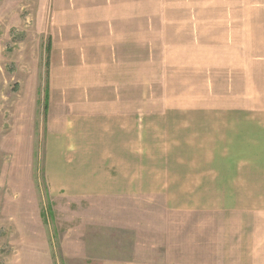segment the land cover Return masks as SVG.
Segmentation results:
<instances>
[{"label": "crops", "instance_id": "obj_1", "mask_svg": "<svg viewBox=\"0 0 264 264\" xmlns=\"http://www.w3.org/2000/svg\"><path fill=\"white\" fill-rule=\"evenodd\" d=\"M46 19L64 263L264 264V103L244 102L264 0H47ZM32 236L15 264H52Z\"/></svg>", "mask_w": 264, "mask_h": 264}, {"label": "rangeland", "instance_id": "obj_2", "mask_svg": "<svg viewBox=\"0 0 264 264\" xmlns=\"http://www.w3.org/2000/svg\"><path fill=\"white\" fill-rule=\"evenodd\" d=\"M46 11L47 0H0V264L27 256L33 233L41 259L65 264L58 253L64 207H54L48 173L59 145L63 154L72 149L47 135ZM257 84L244 102L264 103Z\"/></svg>", "mask_w": 264, "mask_h": 264}, {"label": "trees", "instance_id": "obj_3", "mask_svg": "<svg viewBox=\"0 0 264 264\" xmlns=\"http://www.w3.org/2000/svg\"><path fill=\"white\" fill-rule=\"evenodd\" d=\"M45 110H46V93H45Z\"/></svg>", "mask_w": 264, "mask_h": 264}]
</instances>
